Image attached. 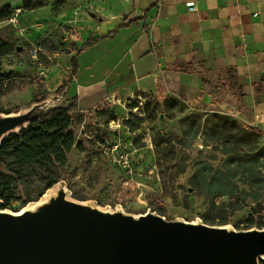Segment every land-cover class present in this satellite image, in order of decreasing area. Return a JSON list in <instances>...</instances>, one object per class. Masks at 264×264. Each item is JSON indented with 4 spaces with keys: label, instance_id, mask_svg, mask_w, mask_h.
<instances>
[{
    "label": "rangeland",
    "instance_id": "374dc122",
    "mask_svg": "<svg viewBox=\"0 0 264 264\" xmlns=\"http://www.w3.org/2000/svg\"><path fill=\"white\" fill-rule=\"evenodd\" d=\"M29 1L41 6L0 26V38L15 46L13 53L0 57L1 71L15 74L0 87V131L18 130L30 115L67 106L74 96L79 97L71 126L79 146L69 153L58 182L68 209L90 218L98 214L133 219L153 216L176 224L196 221L204 228L226 225L229 232L264 229V130L245 123L229 96L223 91L218 94L224 89L223 72L213 79L202 64L194 63L208 87L195 94L190 79L171 80L172 94L166 96L172 102L158 89L131 97L112 95L115 88L104 93L105 84L116 80L132 56L125 40L97 62L87 60L89 50L80 54L79 73L66 93L60 94L57 88L70 74V59L77 48L98 23L101 34L115 32L122 18L129 21L135 0ZM5 4L16 7L23 1L0 0V6ZM114 16L121 18H108ZM100 17L108 19L98 21ZM128 33L124 32L125 39ZM149 54L148 49L142 50L138 58ZM118 60L122 61L119 67L112 65ZM152 81L149 78L146 87L151 88ZM160 82L158 77L157 88ZM180 91L185 97L176 96ZM208 91L214 98L207 100ZM126 121L137 128L131 130ZM221 171L234 192L210 195L202 186L204 179ZM33 180L30 185L18 182L15 200L7 210L20 211L27 191L36 199L40 190L34 187L45 183L38 177ZM222 219L227 221L219 222ZM251 219L255 224L249 226ZM249 247L232 254L212 252L207 264H264V249ZM178 252L188 260L201 257L190 245Z\"/></svg>",
    "mask_w": 264,
    "mask_h": 264
},
{
    "label": "crops",
    "instance_id": "0c3cea01",
    "mask_svg": "<svg viewBox=\"0 0 264 264\" xmlns=\"http://www.w3.org/2000/svg\"><path fill=\"white\" fill-rule=\"evenodd\" d=\"M191 1L195 4L194 11L187 6ZM6 5L9 4L0 6V10ZM143 15V19L119 26L111 37L85 50L91 51L87 60L97 62L100 56L125 40L129 45L132 56L126 60L127 64L121 65L116 80L105 84L104 93L109 94L112 88H115L112 94L115 96L131 97L135 92L149 90L157 92L160 77L168 94H172L169 82L174 79H190L193 82L191 90L198 94L208 87L202 75L174 72L163 68V63L202 64L213 79L234 66L246 93L243 104L224 87L218 94L223 91L229 96L245 123L264 130V92L254 90V83L264 81V0H135L133 17L129 21ZM115 17L120 16L108 18ZM108 18L100 17L98 21ZM127 20L122 18V23H128ZM2 24L0 22V26ZM143 26L149 30L142 32ZM100 30L98 23L93 33L98 36L111 33L100 34ZM126 30L129 33L125 39ZM146 49L150 54L139 60L140 52ZM119 62L122 61L112 62V65L119 67ZM149 78L153 79L151 88L146 87ZM176 96L185 97L183 91ZM214 96L209 91L205 94L207 100Z\"/></svg>",
    "mask_w": 264,
    "mask_h": 264
},
{
    "label": "water",
    "instance_id": "95a60500",
    "mask_svg": "<svg viewBox=\"0 0 264 264\" xmlns=\"http://www.w3.org/2000/svg\"><path fill=\"white\" fill-rule=\"evenodd\" d=\"M42 114L30 115L27 124ZM11 131L17 130H1L0 141ZM61 198L23 218L0 216V264H207L212 252L232 254L246 245L264 249L258 247L264 245V229L226 232L153 216L82 217ZM183 245L198 249L201 257H180Z\"/></svg>",
    "mask_w": 264,
    "mask_h": 264
},
{
    "label": "trees",
    "instance_id": "16d2710c",
    "mask_svg": "<svg viewBox=\"0 0 264 264\" xmlns=\"http://www.w3.org/2000/svg\"><path fill=\"white\" fill-rule=\"evenodd\" d=\"M38 6L41 5L36 6L29 0H23V4L16 7H22L24 12L25 10H31ZM16 7L10 4L4 6L0 10V22L13 19ZM143 18L144 15L131 19L128 23L123 22L120 26L130 25ZM113 33L99 36L93 33L77 48L76 54L70 59L71 72L58 86V93L65 94L66 90L72 84L73 78L79 73V55L100 40L111 37ZM72 45L76 47L77 43L73 41ZM14 50L15 46L13 43L0 38V57L11 54ZM167 69L174 72H195V67L192 63L185 65L169 64ZM14 75L12 72H2L0 67V87ZM223 75L222 86L242 105L246 93L243 84L239 80L237 69L234 66H230ZM254 90L255 92H264V81L254 83ZM158 91L165 96L167 101H171L166 96L167 91L163 82H160V85H158ZM78 101L79 97L74 96L69 105L56 106L48 112L32 118L26 126L17 131H11L2 137L0 141L1 209L9 208L11 202L15 200V187L20 181L30 185L35 182L33 178L38 177L41 182L45 183L41 188L38 185L34 187L40 190L36 199L30 198V192L27 191L25 205L34 200H39L47 190L59 182L61 179V167L66 165L68 155L73 147L79 146L76 135L71 129L75 120V113L78 112ZM126 123L131 130L137 128L130 125L129 121H126ZM220 174H224V172H216L210 180L208 178L204 179L202 186L210 195L217 194L221 196L234 192L233 190H229L231 183L228 180L225 181ZM196 179L197 175L195 174L192 176L191 182L195 183ZM250 185L254 186V182L251 181ZM205 220L211 223H217L213 218H207ZM226 221V219H222L219 222L225 223ZM254 224V219H251L249 226ZM257 225L263 226L260 223H257Z\"/></svg>",
    "mask_w": 264,
    "mask_h": 264
},
{
    "label": "bare ground",
    "instance_id": "6f19581e",
    "mask_svg": "<svg viewBox=\"0 0 264 264\" xmlns=\"http://www.w3.org/2000/svg\"><path fill=\"white\" fill-rule=\"evenodd\" d=\"M133 96V94H132ZM66 192L68 191L67 188L64 189ZM63 195H60V187L59 184L57 183L54 187L50 188L49 190H47L44 195L35 202H30L27 206L23 207L22 209H20V211L18 212H14L11 210H1L0 209V216L3 217H11V218H15V219H19V218H23L29 215H32L44 208H46L47 206L51 205V203L57 199V198H61ZM80 216L82 217H88L87 214L85 213H79ZM192 226L195 227H201V224L198 222H193L191 224ZM220 229H223L224 231H228V226H221ZM264 246L263 244H258V247H262Z\"/></svg>",
    "mask_w": 264,
    "mask_h": 264
},
{
    "label": "built area",
    "instance_id": "2783aa9c",
    "mask_svg": "<svg viewBox=\"0 0 264 264\" xmlns=\"http://www.w3.org/2000/svg\"><path fill=\"white\" fill-rule=\"evenodd\" d=\"M187 6L190 8L191 11L195 10V4L193 1L188 2ZM22 13H23V8L22 7H16L12 21H15L17 19V17H19Z\"/></svg>",
    "mask_w": 264,
    "mask_h": 264
}]
</instances>
